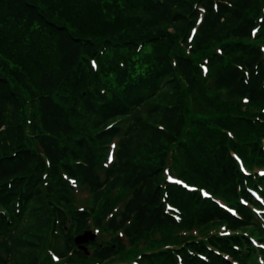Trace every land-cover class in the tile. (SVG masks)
I'll return each mask as SVG.
<instances>
[{"label": "trees", "instance_id": "1", "mask_svg": "<svg viewBox=\"0 0 264 264\" xmlns=\"http://www.w3.org/2000/svg\"><path fill=\"white\" fill-rule=\"evenodd\" d=\"M48 261L264 264V0H0V264Z\"/></svg>", "mask_w": 264, "mask_h": 264}, {"label": "water", "instance_id": "2", "mask_svg": "<svg viewBox=\"0 0 264 264\" xmlns=\"http://www.w3.org/2000/svg\"><path fill=\"white\" fill-rule=\"evenodd\" d=\"M96 235L92 233V231H85L82 234L76 236L74 238V242L77 245L84 246V244L88 243L89 241H93Z\"/></svg>", "mask_w": 264, "mask_h": 264}, {"label": "rangeland", "instance_id": "3", "mask_svg": "<svg viewBox=\"0 0 264 264\" xmlns=\"http://www.w3.org/2000/svg\"><path fill=\"white\" fill-rule=\"evenodd\" d=\"M111 147H113V146L111 145ZM75 195H76L78 202H82L87 195V190L85 188L79 189ZM97 234H98V232H97ZM102 235H103V233H99L97 236L102 237ZM153 238H161V234L155 235ZM51 255H52L51 257L54 259L53 254H51ZM55 262H57V261H55ZM59 262L60 261H58V263H55V264H61ZM49 263H50V261L47 262V264H49Z\"/></svg>", "mask_w": 264, "mask_h": 264}]
</instances>
